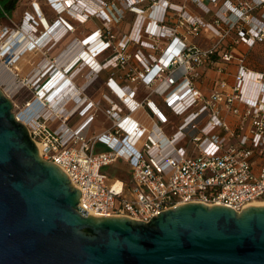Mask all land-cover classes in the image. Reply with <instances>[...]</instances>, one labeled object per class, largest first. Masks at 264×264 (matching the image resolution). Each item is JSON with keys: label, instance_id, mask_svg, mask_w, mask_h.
<instances>
[{"label": "built area", "instance_id": "1", "mask_svg": "<svg viewBox=\"0 0 264 264\" xmlns=\"http://www.w3.org/2000/svg\"><path fill=\"white\" fill-rule=\"evenodd\" d=\"M88 1L43 0L53 21L45 19L42 4L32 1L18 25L0 28V61L14 76L12 91L22 85L31 93L22 107L12 101L15 119L27 128L41 158L79 191L78 207L91 216L148 222L186 203L236 212L264 203V67L251 69L247 58L251 48L264 44V0H221L212 22L169 0ZM186 1L210 13L206 3L215 7L220 0ZM126 14L134 16L130 33L115 34L112 21ZM91 17L104 24L71 39V21L85 23ZM176 25L184 26L190 38L208 33L203 37L207 43L187 42ZM54 31L57 37L50 36ZM21 33L24 37L16 38ZM63 41L69 55L71 48L80 49L62 68L47 57L29 60L20 80L22 67L16 63L26 52L49 51ZM131 44L137 51L130 55ZM230 64L235 67L231 84L217 79L208 94L198 88L203 69L224 74ZM75 65L83 69L74 70ZM103 72L109 93L88 97L87 89ZM140 86L153 88L149 95L161 97L174 123L149 95L135 99ZM225 113L236 117L234 127ZM98 114L108 127L88 137L84 132ZM173 125L175 131L167 136L165 130ZM99 145L104 149L97 152ZM119 162L129 177L110 181L105 170Z\"/></svg>", "mask_w": 264, "mask_h": 264}, {"label": "water", "instance_id": "2", "mask_svg": "<svg viewBox=\"0 0 264 264\" xmlns=\"http://www.w3.org/2000/svg\"><path fill=\"white\" fill-rule=\"evenodd\" d=\"M0 90V264H264V206L186 203L148 222L87 215Z\"/></svg>", "mask_w": 264, "mask_h": 264}, {"label": "rangeland", "instance_id": "3", "mask_svg": "<svg viewBox=\"0 0 264 264\" xmlns=\"http://www.w3.org/2000/svg\"><path fill=\"white\" fill-rule=\"evenodd\" d=\"M10 0H0V28L2 27H8V28H13L12 24H19L22 21V18L24 16V12H25V8H27L30 3L32 1H36V0H15L14 3H17V6L14 8H11V10H15V12H10L8 11V9H5V5L7 2H9ZM39 2V4H42V11H43V15L45 17L46 20L49 21H53V19H55L54 13L52 11V9H50V7L48 5H45L42 3L43 0H37ZM170 2L173 3H177V4H185V6L191 10V12L193 14H197L201 17H203V19L205 21L208 22H212L213 20V15L216 11H219V9L221 8V0L219 2L216 3V6L213 7V5H211V3H206L207 7L211 9L210 13H204L203 11L195 8L190 1H186V0H169ZM147 11V10H146ZM146 11L144 12V17L147 18V13ZM7 14V17H5L3 15V13ZM147 21V20H146ZM72 24H74L75 30L74 32L71 34V39L73 38V36L77 37L78 39H81L84 37V35H86V33L89 32H93L96 28L101 27V24H104V22L102 20H100L99 18L96 17H91L89 18L85 23H78L75 21H71ZM114 24H117L116 26H114V28H112L113 32L116 34H120V33H130V29L132 27V24L134 23V16H132V14H126L125 17L123 18L122 21L120 22H115L114 20L112 21ZM172 24H177V22L175 20H172ZM177 26V25H176ZM178 30L177 32L179 34H183L184 36L187 37V42H191L194 44H206L207 40H205L203 37H208V33H203L202 36L200 38H190L189 35H186V28L183 27H179V25L177 26ZM69 40V39H67ZM66 40V41H67ZM66 41H63L64 43ZM160 47H163L164 42H162V40L159 42ZM68 47V43L66 42L65 44L60 43L59 45H55L51 50L48 51V49H42V51H37L39 53H36L35 51L33 52H27L17 63L16 65L18 67H22L21 72L19 73V78L20 80L22 78H24L25 74L27 73V71L29 70V68L24 65L26 64L27 61L29 60H38L39 58L42 57H47V61H51L52 65L57 66L58 68H62L66 62H68V60H70V57H72L73 54H75L77 51H79L80 47H75V48H71L70 51H72V53L69 55V53L66 51ZM137 49L136 45H130L127 49L128 53L131 55L133 53H135V51ZM66 51V52H64ZM126 51V52H127ZM111 51H108V54ZM145 52V51H143ZM35 54H37L35 57ZM59 58V60H55V62L53 61V58ZM247 58H248V63L254 65L255 68H261L264 66V44H259L256 45L255 47L251 48L248 51L247 54ZM7 61V60H6ZM5 61V62H6ZM99 62H101V60L98 59ZM4 62V61H3ZM130 62V61H129ZM131 63V62H130ZM24 65V66H23ZM135 66V65H133ZM77 65L74 66V70L76 69ZM81 70L83 69V66L81 67H77L76 70ZM127 69V67L123 68V69H119V74H123V72H125ZM7 74V77L4 79H8L9 78V71L7 69L3 68V64L1 65V61H0V75L1 74ZM11 75V74H10ZM14 78V76H13ZM4 80H0V90H4V92H6V94L8 95V98L13 101L15 104H17L19 107H22L23 103L31 96V93L29 90H27L24 86L19 85V88L17 87V89H15L14 91L10 90L8 86H6L5 83H3ZM6 81V80H5ZM15 82V79H14ZM96 82H99V80H96L92 85H95ZM27 83V82H26ZM91 85V86H92ZM21 88V89H20ZM140 88H143V86H140ZM105 172L108 174L110 181H114L116 178L120 179V180H126L128 178V172L126 169V166L123 164H115L113 166H111L110 168L106 169Z\"/></svg>", "mask_w": 264, "mask_h": 264}, {"label": "crops", "instance_id": "4", "mask_svg": "<svg viewBox=\"0 0 264 264\" xmlns=\"http://www.w3.org/2000/svg\"><path fill=\"white\" fill-rule=\"evenodd\" d=\"M10 2H11V0L9 1V3ZM7 3H6V5H7ZM16 6H17V3L16 4L14 3V7H16ZM8 11L13 12V13L15 12V10H11V9ZM225 71L226 72L224 74H219L216 71L211 70V69H203L202 70L203 77L200 80V82L197 83L198 88L204 94H208V92L211 89L213 81H215L217 79H225L229 84H231L232 76L235 73L234 65H231V64L227 65ZM107 78H108V74L106 72H103L101 74V77L98 79L99 82H96L95 85H92L87 89L86 95L91 98V97L95 96L97 94V92H99L101 90H103L105 93H109V90L105 86V82H106ZM116 82L119 83V80L117 78H116ZM128 85L132 86V84H128ZM152 89L153 88H146L145 89L144 87L143 88L139 87L135 99L137 101H141L145 96L149 95V93ZM148 99L154 103L156 108L160 112H162L165 117H167L170 121L175 122V120H173L174 118H173L172 114L170 113V111L163 105V102H162V99L160 96H157L155 94H151L148 96ZM237 106H239V105H237ZM239 108H241V106H239ZM224 116H225V119L227 120L228 124L231 127H234L236 124V117L231 115L230 113H225ZM174 125H173L172 129L170 127V128L165 130V133L167 136H170L171 133H173L175 131ZM107 127H108V124H107L105 118L103 117V115L98 114V116L91 121L88 129L85 130L84 133H86V135L89 137L93 134H98L100 132H103ZM103 149L104 148L101 145L96 147L97 152L102 151ZM118 164L125 165L122 162H119ZM126 169H127V166H126ZM127 172H128V177H129V170L128 169H127ZM116 179H118V178H116Z\"/></svg>", "mask_w": 264, "mask_h": 264}, {"label": "bare ground", "instance_id": "5", "mask_svg": "<svg viewBox=\"0 0 264 264\" xmlns=\"http://www.w3.org/2000/svg\"><path fill=\"white\" fill-rule=\"evenodd\" d=\"M88 1V0H87ZM89 2V1H88ZM92 3V2H91ZM93 5L92 6H94L95 7V4L94 3H92ZM72 14H73V16H76V17H78V18H80V19H83V17L82 16H80V14H78L77 12H72ZM136 24H138V21L136 22ZM135 29H136V26H135V28H134V32H135ZM24 33H21V34H17L16 35V38H18V37H20L21 39L24 37ZM50 36L51 37H57L58 36V34L54 31L53 33H51L50 34ZM26 42V41H25ZM26 44H27V42L26 43H23L22 44V46H26ZM21 48L22 47H20V48H18V51L19 50H21ZM91 48V47H90ZM17 51V52H18ZM67 52L68 53H70L68 50H67ZM27 53V52H26ZM8 75H9V78L8 79H10V80H8L7 81V79H4V78H6L7 77V74L5 73V75L4 74H1L0 75V80H4L3 81V83H5L6 84V86H8L9 87V89L10 90H12L13 88H15V84H14V78H13V76L12 75H10V73H8ZM66 79H68V76L66 77ZM6 80V81H5ZM62 83V82H61ZM38 102V101H37ZM43 103H44V101H43ZM45 104H47V101H45ZM37 147V146H36ZM37 150H38V147H37ZM254 205H256V206H264V203H256V204H254Z\"/></svg>", "mask_w": 264, "mask_h": 264}, {"label": "trees", "instance_id": "6", "mask_svg": "<svg viewBox=\"0 0 264 264\" xmlns=\"http://www.w3.org/2000/svg\"><path fill=\"white\" fill-rule=\"evenodd\" d=\"M14 1H15V0H11L10 3L8 2L7 5L5 6V7H6L5 9L10 10L11 8H14ZM256 45H259V44H256ZM256 45H255V46H256ZM255 46H254V47H255ZM248 66H249L250 68H252L253 70H260V71H261L262 68L264 67V66H263V67H261V68H255L254 65H252V64H250V63H248ZM100 77H101V76H100Z\"/></svg>", "mask_w": 264, "mask_h": 264}]
</instances>
